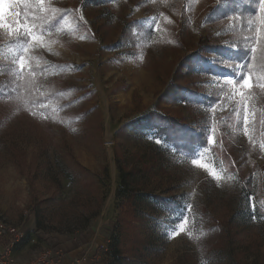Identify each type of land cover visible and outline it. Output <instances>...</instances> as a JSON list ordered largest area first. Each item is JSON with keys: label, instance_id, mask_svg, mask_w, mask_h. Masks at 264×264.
<instances>
[{"label": "rangeland", "instance_id": "1", "mask_svg": "<svg viewBox=\"0 0 264 264\" xmlns=\"http://www.w3.org/2000/svg\"><path fill=\"white\" fill-rule=\"evenodd\" d=\"M262 3L0 0V225L23 231L19 261L264 264ZM204 39L221 52L202 69ZM154 113L205 144L167 141Z\"/></svg>", "mask_w": 264, "mask_h": 264}, {"label": "trees", "instance_id": "2", "mask_svg": "<svg viewBox=\"0 0 264 264\" xmlns=\"http://www.w3.org/2000/svg\"><path fill=\"white\" fill-rule=\"evenodd\" d=\"M227 1L229 2V4H232L236 0H227ZM219 11H220V8H218L216 5L210 6L208 9V15H209L208 17L211 18L214 14H216ZM220 50H221V47L216 46L214 43L210 42V40L208 39H204L203 41L199 43L198 50L190 54L188 56L189 59L187 60L195 62L197 64H201L200 68L203 69V65L206 64L205 56L207 54H212L216 52L220 53L221 52ZM257 68H259L260 71H263L262 65L261 67L257 66ZM208 70L212 71L211 68ZM187 75H191V73L189 72L187 73ZM188 94H193L191 93L188 86L184 85V86L177 87V97L178 98L185 101L186 96ZM9 95L11 99H16V98H19L20 96V99L23 101L27 98L24 94H22L19 91V87L16 88L14 91H11ZM53 97H54V91L51 90L45 96L37 98V100L38 102L39 101H49ZM149 119L151 123L155 124V126H157V124H161V127H159L160 130L158 129V133H161V135H163L167 141H171L175 143L176 145H179L180 143H184L186 151H189L192 148H195L196 145L202 146L205 144V140L200 138V136L196 134V131H193L182 120L168 117L165 115H160L158 113L151 114ZM109 258L110 259L107 261L108 264H114L115 259H112V256H109Z\"/></svg>", "mask_w": 264, "mask_h": 264}, {"label": "built area", "instance_id": "3", "mask_svg": "<svg viewBox=\"0 0 264 264\" xmlns=\"http://www.w3.org/2000/svg\"><path fill=\"white\" fill-rule=\"evenodd\" d=\"M0 238L7 242L0 245V264H94L91 256H76L67 260L62 251L48 250L34 254L27 261H19L15 255V246L23 238V231L14 227L0 225ZM103 249V245H97Z\"/></svg>", "mask_w": 264, "mask_h": 264}, {"label": "snow or ice", "instance_id": "4", "mask_svg": "<svg viewBox=\"0 0 264 264\" xmlns=\"http://www.w3.org/2000/svg\"><path fill=\"white\" fill-rule=\"evenodd\" d=\"M261 12H264V3L261 4V8H260ZM245 87H251V84L249 81H245Z\"/></svg>", "mask_w": 264, "mask_h": 264}, {"label": "crops", "instance_id": "5", "mask_svg": "<svg viewBox=\"0 0 264 264\" xmlns=\"http://www.w3.org/2000/svg\"><path fill=\"white\" fill-rule=\"evenodd\" d=\"M71 255H72V254H71ZM71 255H70V256H71ZM16 258L19 260V256L16 255ZM71 258H72V257H71Z\"/></svg>", "mask_w": 264, "mask_h": 264}]
</instances>
